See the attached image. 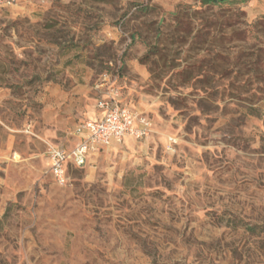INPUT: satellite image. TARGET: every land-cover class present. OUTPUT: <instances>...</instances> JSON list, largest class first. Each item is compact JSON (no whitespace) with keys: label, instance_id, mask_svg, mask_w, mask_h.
Segmentation results:
<instances>
[{"label":"rangeland","instance_id":"rangeland-1","mask_svg":"<svg viewBox=\"0 0 264 264\" xmlns=\"http://www.w3.org/2000/svg\"><path fill=\"white\" fill-rule=\"evenodd\" d=\"M262 17L264 0L0 11V264H264V82L240 33ZM105 71L152 132L60 184L47 149L101 111Z\"/></svg>","mask_w":264,"mask_h":264},{"label":"built area","instance_id":"built-area-1","mask_svg":"<svg viewBox=\"0 0 264 264\" xmlns=\"http://www.w3.org/2000/svg\"><path fill=\"white\" fill-rule=\"evenodd\" d=\"M15 5L16 0H0V11ZM111 81L110 73L105 71L96 83L99 90L107 91L98 103L101 117L76 125L73 135L79 137V140L72 147L62 144L48 147L49 173L58 183L67 182L70 166L82 167L90 157L110 149L114 143H122L125 137L142 139L151 134L150 120L122 104L118 91L110 86Z\"/></svg>","mask_w":264,"mask_h":264},{"label":"trees","instance_id":"trees-1","mask_svg":"<svg viewBox=\"0 0 264 264\" xmlns=\"http://www.w3.org/2000/svg\"><path fill=\"white\" fill-rule=\"evenodd\" d=\"M201 5L205 6H220L227 3L229 0H200ZM230 15L228 17V26H235L233 21L234 11L231 9L226 10ZM237 14L245 15L244 11L237 12ZM231 20V21H230ZM242 35L241 39L245 44H248L252 39L257 38L258 43L253 46H244V55L249 60L250 70L254 69L257 76L264 82V17L256 20L253 23L243 22V28L240 30ZM255 33V35H253ZM254 59V60H253ZM246 230L254 232L256 226H247Z\"/></svg>","mask_w":264,"mask_h":264},{"label":"crops","instance_id":"crops-1","mask_svg":"<svg viewBox=\"0 0 264 264\" xmlns=\"http://www.w3.org/2000/svg\"><path fill=\"white\" fill-rule=\"evenodd\" d=\"M5 10H9V9H5ZM128 107L134 111L133 108H131L130 106H128ZM101 115H102V111L96 112V114H95L93 117H91V118H87V119H84V120L80 121L79 123H81V122H83V121H85V120H88V119L97 120V119H99V118L101 117ZM79 123H78V124H79ZM75 127H76V125H75ZM75 127H74V128H75ZM74 128H73V130H72V132H71V138H70L69 142H68L67 144H62V145L66 146V147H72V146H73V145L79 140V137L73 135ZM149 136H150V135H149ZM149 136H148V137H149ZM148 137H146V138H142V139H136V138H134V137H132V136H127V137L124 138V140L122 141V143H114V144L111 146L110 149L104 150L103 152H105V151H109V150H112V149L117 148V147H120V146H125L126 144H128V143H130V142H132V141H133V142L143 141L144 139H147ZM101 153H102V152H101ZM99 154H100V153H99ZM99 154H98V155H99ZM47 159H48V157H47ZM91 161H92V157H90V158L88 159L87 163H86L85 165H83L82 167L87 166V164H89ZM48 166H49V160H48ZM72 167H75V166H70L69 169H71ZM48 170H49V169H48Z\"/></svg>","mask_w":264,"mask_h":264}]
</instances>
